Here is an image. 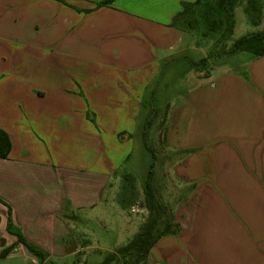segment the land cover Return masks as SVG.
<instances>
[{"label": "crops", "instance_id": "0c3cea01", "mask_svg": "<svg viewBox=\"0 0 264 264\" xmlns=\"http://www.w3.org/2000/svg\"><path fill=\"white\" fill-rule=\"evenodd\" d=\"M103 1L0 0V252L10 211L50 260L83 251L73 220L104 204L164 60L194 53L178 18L196 0ZM211 51L169 105L180 229L147 264H264V55ZM0 264L40 262L18 244Z\"/></svg>", "mask_w": 264, "mask_h": 264}, {"label": "rangeland", "instance_id": "374dc122", "mask_svg": "<svg viewBox=\"0 0 264 264\" xmlns=\"http://www.w3.org/2000/svg\"><path fill=\"white\" fill-rule=\"evenodd\" d=\"M218 1L203 0L178 18L180 25L190 30L193 35L194 53H190L188 58L182 60L169 58L162 63L160 78L146 93L130 158L117 165V178L108 189L102 207L91 218L81 214V221L73 220L78 244L83 251L79 252L72 261L60 260L61 264H71L75 261L81 264H98L107 252L114 251L128 243L138 232L141 224L147 221L149 210L145 204L144 183L148 178L152 154L145 147L143 128L151 115L154 116L149 128L148 140L151 148L158 155L155 164L156 188L164 203H171L175 206L182 199L179 181L170 175V155L163 141V130L172 100L181 96L189 88L186 79L188 61L195 60L196 64L202 62L197 57L206 55L211 44L213 54L222 53L225 47V51L230 48L235 39L264 29L262 2L236 0L233 6L235 22L233 33L226 41L224 40L222 45L215 46L224 29L222 23H219L222 16L216 12Z\"/></svg>", "mask_w": 264, "mask_h": 264}, {"label": "trees", "instance_id": "16d2710c", "mask_svg": "<svg viewBox=\"0 0 264 264\" xmlns=\"http://www.w3.org/2000/svg\"><path fill=\"white\" fill-rule=\"evenodd\" d=\"M113 0H104L102 4H109ZM203 0H196L200 3ZM257 1V0H251ZM236 0H219L217 13L222 16L219 23L224 26L221 31V36L217 40V45L223 43L233 33L234 28V5ZM190 8L185 7L180 16ZM224 24V25H223ZM225 47V46H224ZM224 48L222 53L231 54L241 51H249L254 56L264 55V29L261 31L251 32L245 34L234 40L233 44L228 50ZM155 113V111H154ZM154 115L149 116L146 126L143 128V141L146 149L152 154V161L148 171V178L144 183L145 204L149 210V216L146 222L142 223L138 232L132 239L118 247L114 251H109L105 254L104 259L98 264H147L151 248L163 236L168 234H176L179 232L180 226L174 221L173 205L171 203H164L160 198L158 190L155 185V164L158 160L157 153L151 148L148 138V132L152 123ZM165 139L166 129L163 130ZM164 141V140H163ZM11 149V142L8 134L0 129V158H7ZM131 177V176H129ZM1 200V199H0ZM7 231L16 236V241L10 246L3 247L0 252V259L7 257L15 248L16 245L22 244L27 251L35 256L40 264H59L49 259V255L42 249L28 241L24 235L14 227L11 211L9 212V219L7 224ZM71 264H81L75 261ZM87 264V263H82Z\"/></svg>", "mask_w": 264, "mask_h": 264}]
</instances>
